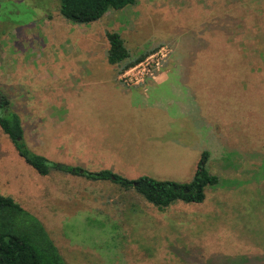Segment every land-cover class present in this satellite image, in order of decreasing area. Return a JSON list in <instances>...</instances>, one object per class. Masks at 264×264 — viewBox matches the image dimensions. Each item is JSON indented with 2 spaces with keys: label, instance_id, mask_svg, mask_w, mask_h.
I'll use <instances>...</instances> for the list:
<instances>
[{
  "label": "rangeland",
  "instance_id": "1",
  "mask_svg": "<svg viewBox=\"0 0 264 264\" xmlns=\"http://www.w3.org/2000/svg\"><path fill=\"white\" fill-rule=\"evenodd\" d=\"M106 32L132 58L168 50L158 74L185 88L166 94L171 109L102 90L122 69L107 63ZM0 90L28 149L53 163L188 182L208 151L221 180L203 203L159 211L109 181L38 174L0 128V196L40 220L66 264L264 255V0H137L88 25L62 18L57 0H0Z\"/></svg>",
  "mask_w": 264,
  "mask_h": 264
},
{
  "label": "trees",
  "instance_id": "2",
  "mask_svg": "<svg viewBox=\"0 0 264 264\" xmlns=\"http://www.w3.org/2000/svg\"><path fill=\"white\" fill-rule=\"evenodd\" d=\"M57 1L61 17L77 25H88L102 19L111 11H119L137 3V0ZM105 37L109 45L107 63L122 66L120 74L144 59V55L131 57L119 33L106 32ZM0 128L10 138L26 164L38 174L46 176L53 171H59L90 181H109L126 191L134 190L159 211L175 203L201 204L205 200L207 189L221 185L220 178L211 174L207 168L208 151L202 152L193 177L188 182L159 180L146 175L128 179L109 169L89 171L81 167L53 163L28 149L20 117L12 110L10 100L1 90ZM257 261L264 264V255L256 259V264H259ZM0 264H66L40 220L12 198L5 196H0Z\"/></svg>",
  "mask_w": 264,
  "mask_h": 264
},
{
  "label": "crops",
  "instance_id": "3",
  "mask_svg": "<svg viewBox=\"0 0 264 264\" xmlns=\"http://www.w3.org/2000/svg\"><path fill=\"white\" fill-rule=\"evenodd\" d=\"M118 76L104 77L105 79L103 80L98 79L99 83L105 87L102 90L115 91L121 97H124L126 94L134 104L140 107H152L161 104L165 109L169 110L177 100L174 101L173 98H167L166 94L170 96L171 91L179 92L181 90L184 92L185 89L184 86H177L182 82L183 78L174 74L157 75L148 79L144 84L135 87L124 86L119 81Z\"/></svg>",
  "mask_w": 264,
  "mask_h": 264
},
{
  "label": "built area",
  "instance_id": "4",
  "mask_svg": "<svg viewBox=\"0 0 264 264\" xmlns=\"http://www.w3.org/2000/svg\"><path fill=\"white\" fill-rule=\"evenodd\" d=\"M167 60H169L168 50L165 47L159 48L119 74V81L126 87L140 86L148 79L159 75Z\"/></svg>",
  "mask_w": 264,
  "mask_h": 264
}]
</instances>
